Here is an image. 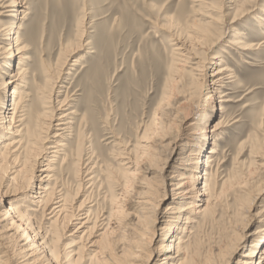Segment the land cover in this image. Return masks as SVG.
I'll return each instance as SVG.
<instances>
[{"label": "bare ground", "instance_id": "bare-ground-1", "mask_svg": "<svg viewBox=\"0 0 264 264\" xmlns=\"http://www.w3.org/2000/svg\"><path fill=\"white\" fill-rule=\"evenodd\" d=\"M256 2L257 0H215L207 4L204 0H193L191 18L186 17L183 23L178 20L184 18L182 12L179 17L167 18L164 16L166 18H164L165 24L157 19L149 21L153 27L159 30H168L171 33L169 37L173 41L180 42L183 40L181 45L174 44L175 48L172 49V58L166 70L167 75L160 102H163L164 99H177L176 97L179 95L184 96V94L191 93V90L198 92L202 98L205 83L211 85L208 87L209 95L204 98V101L208 102L211 108L216 104L217 110L223 112V104L233 102L228 99L225 91L233 82L234 71L225 63L227 59L223 55H227L230 59L232 57L227 47H222L220 53L214 55L211 52L217 46L225 43L227 36H230V40L226 41L229 45L228 48L239 57L248 56L251 52L261 48L264 40L259 44L255 42L253 37L249 38L237 30L234 32V25L244 16H250L257 11L264 13L256 5ZM216 3L218 6L220 5L219 8H217ZM1 9L0 18H19V20H26L29 14L27 12L30 10L18 5L17 0H9L8 3L1 5ZM210 9H218L219 15L209 13ZM229 11L232 17L229 16L228 19ZM256 23L257 26L263 28L264 18L256 16ZM80 26L77 22L76 31ZM9 28L10 26L5 27L0 24V140L2 141L0 142V179L1 177L4 178L5 175L10 176L7 185L1 187L3 179L0 181V193L4 191L0 194V204L3 200L10 201L9 199L5 200V197L17 198L19 196L20 198H18L22 202L27 200L29 203H37L41 209L40 219H44V213L49 211L48 215L51 216V219L47 220H52L51 223L61 222L62 225L66 221L65 224L69 226L73 220H79L81 214L78 213L84 211L86 207H83L84 205L81 207V204L76 210L75 208L72 209L71 206L68 207L67 194L59 186L55 173L57 170L60 173L64 172L65 166L67 167L71 162L76 169H80L81 166H84L83 156L86 155H89L87 160H90V164H93L95 168L97 167L95 161L98 157L89 141V133L78 130L74 134L75 118L71 116H77V112L73 110L68 111L67 114L64 111L57 113V111H61L62 107L68 106V92H64L63 99L57 103V108L48 105L53 104L55 96L56 99L61 97L59 93L62 92L59 89L63 87L55 84L67 80L61 79V76H70L69 71L71 69L69 67L79 63L75 57L76 52L82 49L79 48L80 46L85 47L86 45L76 44L75 50L70 55L68 54L69 57L60 61V70L58 68L51 69V66H45L44 61H40L39 72L44 77L43 87H41L37 83V74L34 75V72L28 68V64L32 63L34 59L28 54L30 47L22 38L24 27L17 25L15 28ZM79 34L82 33L79 32ZM12 41L13 46H11L12 43H9ZM185 44H189V47L184 50L179 49ZM193 46H196L197 50L203 51L201 53L196 52ZM183 51L186 54H183ZM203 54L202 59L197 58L198 55L202 56ZM187 55H191V58ZM246 58L248 59V57ZM14 59H16V67L7 73L4 69ZM217 61L222 65L217 64L218 68L211 75H207L205 73L206 65ZM243 62L251 65L247 60H243ZM47 75H50V78ZM186 75L193 78H191V86H186ZM31 87L35 91L33 97ZM179 87L181 88L179 89ZM9 89L10 108L3 111L4 98ZM221 89L224 90L221 91ZM52 97H54L53 100H51ZM35 98L40 103L39 107H35ZM184 100L185 102L188 101L187 98ZM183 104L186 103H182V106ZM34 107L35 109H33ZM186 116L183 115L182 121ZM181 119L178 123H173L175 128L182 122ZM228 121H218L213 126L212 131L208 132L212 142L208 151L202 156V163L199 162L201 154L199 150H196L199 139L197 140L194 133H190L192 136L187 137L188 141L186 140L183 145H178L179 142L176 137L159 146V151L162 149L163 152L164 148H169L170 156L177 151L180 152L177 153L179 158L176 160L180 166L177 165L174 168L175 171H172L167 177H163L162 172L169 166L167 159L170 156L161 160L157 154L159 151L152 155L151 152H155V148L153 150L149 144V139H151L149 133L152 132L155 135L158 130V123L139 124L135 133L137 143L133 146L124 143L119 137L116 138L118 141L115 139V145L118 148L117 158L121 160L116 166L105 167L107 169L103 170L102 173L107 182L122 188V190L129 187L135 189L133 196L135 200L132 201V207L125 210L117 207L116 212H113L117 218L125 216L123 219L126 222H115L118 229L122 228L128 232V235L122 240L112 239L111 235L114 233L113 230L111 233L108 232L110 227L104 228L103 221L89 222L90 215L88 214L91 213L84 212L85 217L80 219L82 221L77 223V227L72 231L80 234V236L71 237L68 245H58L59 238L55 239L54 242H49L48 233L44 236L39 232L40 229L34 228L32 219L28 214L29 208L23 211L24 204H21L20 209H12L11 204L8 203L7 206H4L5 210L0 213V264H83V254L90 250L86 248V244L94 231L102 225L103 227L99 231H103L96 237L98 240L91 243V246L96 250L88 251L92 252L91 259L100 255L105 257L104 260L95 264H230L231 261L227 262L228 259L235 256L243 246L246 249L245 253L236 264H264V207L252 218L246 217L244 219L243 217L241 225L234 227V230L237 228L238 232L241 231L244 234L247 226L253 222L251 219L254 218L257 219L256 224H259L254 231L241 236L233 230V235L229 237L232 240L221 246L213 247L209 250L208 256L202 257L198 253L201 247L199 234L192 236L194 229L192 226L198 225L200 227V224L214 221V206L238 180L237 176L240 170L238 171L237 168L233 175L221 178L220 168L225 161L217 158L218 144L214 139L229 124ZM235 122L237 121L233 123ZM191 126L193 124L189 125V127ZM261 129L264 133V127ZM4 132H8V138L4 137ZM72 138H75L76 148L67 154V142ZM242 144L240 147H243ZM84 145H87L88 153L83 149ZM259 149L255 147L252 150H256L257 153L251 151V154H260ZM46 154H49L52 159L47 161L46 168L42 169L46 174L38 183V191L27 194L25 191L30 187L33 179V169L37 164L36 158ZM257 156L259 155H254L256 158ZM258 158L261 161L262 158L260 156ZM94 159L96 160L94 161ZM251 164L253 165L254 161ZM80 174L86 176L87 173L83 174L81 171ZM157 178H160V181ZM199 183L201 187L197 188ZM157 187H160L161 194L155 192ZM263 194L264 189L257 193L255 200L260 199ZM164 199H169L170 203L166 206L165 211L160 213L157 211L158 202H164ZM112 217V213H110L109 224L113 221ZM97 223H101V225L98 226ZM159 225L162 227L157 229ZM21 228H23V232H21ZM40 253L42 256H39ZM161 254L163 258L159 259Z\"/></svg>", "mask_w": 264, "mask_h": 264}, {"label": "rangeland", "instance_id": "rangeland-1", "mask_svg": "<svg viewBox=\"0 0 264 264\" xmlns=\"http://www.w3.org/2000/svg\"><path fill=\"white\" fill-rule=\"evenodd\" d=\"M17 1L21 7L30 9L27 12L29 14L26 20L2 17L0 18V24L5 27L10 26L9 29L15 28L17 25L24 27L25 30L22 38L30 47L28 54L34 59L32 63L28 64V68L34 72V75L37 74L39 86L43 87L44 78L43 74L39 72L40 61H44L43 64L45 66H51V69L58 68L60 70V61L62 59L66 60L69 57L75 50L76 44L86 45L85 47L80 46L79 48L82 49L76 52L75 57L79 63H76V66L69 67L71 69L69 71L70 76H61V79L67 80L55 84L63 87L59 89L62 92L59 93L61 97L56 99L55 96L53 104H49L48 106L53 105L54 108H57V103L63 99L64 92H68V106L62 107L61 111H57V113L59 114L64 111L67 114L68 111L73 110L77 112V116H71L75 118L73 125L74 134L78 130L90 134L89 141L98 159H94L97 164L95 168L93 164H90V160H87L89 155H86L83 156L84 166H81L80 169L78 168L79 171L73 166L72 162L67 167L65 166L64 172L60 173L56 169L55 176L57 177L59 186L62 187V191L67 194L68 207L71 206L75 210L80 204L81 207L83 205V207H86L84 208L86 211L78 213L81 214L79 220L72 221L73 225L67 226L65 224L66 221H64V225L61 222L51 223L52 220H47L51 219V216L48 215L49 211L44 213V219H40L41 209L37 203H29L27 200L22 202V200H19V196V198L5 197V200L9 199L10 201L3 200L1 202L0 213L5 210L4 206H7L8 203L11 204L12 209H20V205L24 204L23 211L29 208L28 214L32 219L34 228L40 229L39 232L44 236L48 233L49 242H54L55 239L59 238L58 245L63 246L70 243L71 237L80 236V234L78 235V233H73L72 231L77 227V223L82 221L80 219L85 217L86 214L84 212L87 214L91 213L88 214L90 215L89 222L103 221L104 228H111L108 231L109 233L113 230L112 239L122 240L128 235V232L122 228L118 229L115 222H126L123 219L125 216L117 218L113 212H116L118 208L125 210L132 207V201L135 200L133 198L135 189L129 187L122 190V188L107 182L102 173L103 170L107 169L105 167L116 166L119 160H121L117 158L118 148L115 145V139L119 137L124 143L133 146L137 143L135 134L137 126L139 124L148 125L151 122H156L158 123V130L155 135L152 132L149 133V138H151L149 139V144H151L153 150L155 148V152H151L152 155L156 154V151H159V146L171 141V138L177 137L178 145H183L192 136L190 133H194L197 140L199 139L196 150H199L201 154L199 162L202 163V156L208 151L212 142L208 132L212 131L213 126L218 121L229 120V124L222 129L219 136L214 140L218 144L217 158L225 161L224 165H221L220 168L221 178L233 175L237 168L238 171L240 170L238 178L235 177L238 180L223 195L220 200L221 202L219 201L214 206V221H207L200 224V227L198 225L192 226L194 228L192 236L199 234L198 236L201 240V247L198 253L202 257L208 256L209 250L213 247L229 243L232 240L229 237L233 235L234 227L241 225L243 217L244 219L246 217L252 218L264 207V194L260 196V199L255 200L257 193L264 189V133H262L263 129H261L264 127V44L261 45L259 50L251 52L250 55L239 57L233 50L228 48L229 45L226 41L230 40V36H227L228 38L225 39V43L217 46L211 52L214 55L220 53L222 47H227L233 59L228 58L227 55H223L227 59L225 63L234 71L233 82L228 87V90L225 91L228 99L233 102L224 103L223 112L217 110L216 104L211 108L209 103L204 101V98L209 95L208 87L211 86L209 83L204 84L202 98H200L198 92L191 90V93L184 94V96L179 95L176 97L177 99H164V104L160 101L167 75L166 70L172 58L171 52L175 48L174 44L181 45L183 40H180V42L173 41L169 37L171 33L168 30H159L153 27L149 21L157 19L162 24H165V17H179L182 12L184 18L178 20L183 23L186 17L191 18L193 0ZM213 1L215 0H204L207 4ZM8 2L9 0H0V12L2 11L1 5ZM256 5L264 11V0H257ZM216 6L219 8L220 5L218 6L216 3ZM209 13L219 15L220 11L218 9H210ZM230 13L229 11L227 14L228 19L229 16L232 17ZM256 16L264 18V13L257 11L250 16H244L245 18L243 17V19L238 20L234 25V32L237 30L249 38L253 37L255 42L260 44L264 40V27L257 26ZM77 22H79V26L81 24L80 28H77L78 32L76 31ZM79 32L82 34H79ZM9 43H12L11 46L14 45L13 41ZM187 47H189V44L180 46L179 49L184 50ZM193 47L196 52L201 53L203 51L197 50L196 46ZM183 54H186V52ZM187 56L191 58V55ZM203 57L204 54L197 56L199 59ZM58 60L59 62H56ZM243 60L249 61L251 65L245 64ZM217 64L222 65L218 61L206 65L205 73L211 75L218 68ZM15 67L16 59L11 60L4 71L7 73L11 72ZM47 76L50 78V75ZM188 76H185V83L187 84L186 86H191L192 77ZM31 90L33 91V97L35 91L32 87ZM223 90L221 89V91ZM192 95L193 97H191ZM184 97L187 98L190 104L188 101L185 102ZM197 97L199 98L197 99ZM10 100L9 89L4 98L3 111L10 108ZM182 103L186 104L182 106ZM34 104L35 107L40 106L36 98ZM186 107L188 108L185 109ZM182 114L187 115L183 121L181 119L183 117ZM180 119L182 121L180 122L181 125L179 124L175 128L174 124L178 123ZM234 121L237 122L233 123ZM190 124H193V126L189 127ZM3 134L5 138H8V132H4ZM206 134L208 135L206 136ZM0 142L2 141L0 140ZM67 143V154H70V150L76 148L75 138H72ZM240 144L243 147H240ZM86 147L87 145H84L83 149L88 153ZM255 147L260 148L259 153L261 155L251 154V151L257 153L256 150H252ZM163 150L165 153L162 149H160L162 153L160 151L157 153L161 160L170 156L169 148H164ZM177 153L179 154L180 152H175V154H172L167 159L169 166L163 170V177L170 175L172 171H175L174 168L179 165L176 162L179 158ZM254 155H259L262 158L261 161H259V156L256 158ZM51 159L49 154L40 155L36 158L37 164L33 169V179L30 187L25 191L27 194H33L38 191V183L46 174L42 169L46 168L47 161ZM253 161L254 164L250 165ZM57 165L56 168H58ZM90 168L91 170H89ZM81 171L83 174L87 173L86 176L81 175ZM182 173L184 172L182 171ZM92 177L94 179H90ZM1 179H3L2 187L8 184L10 176L7 177L5 175ZM158 181H160V178ZM200 187L201 184L199 183L197 188ZM156 190L157 194H161L160 187H157ZM253 201L254 204L251 205ZM169 203V199H164V202H158L157 211L160 213L164 212ZM129 212L132 213V211ZM110 213H112L113 221L109 224L108 218ZM251 220L253 222L247 226L244 234L241 231L238 232L237 228L234 231L238 232L241 236L254 231L259 224H256L257 219L253 218ZM97 225L99 226L101 223H97ZM103 225L99 229H95L96 231H94L88 240L86 244V248L90 249L88 251L96 250V248L91 246V243L98 240L96 237L103 231H99ZM160 227L162 225H159L157 229ZM23 231V228H21V232ZM107 236L109 238V235ZM245 250L243 246L227 262L231 261L230 264H236L242 258L241 256L245 253ZM88 251L83 254V264H95L105 259L103 255L91 259L92 252ZM39 256H42V254L40 253ZM161 258H163L162 254L159 259Z\"/></svg>", "mask_w": 264, "mask_h": 264}]
</instances>
